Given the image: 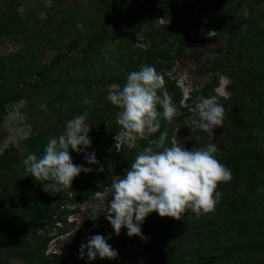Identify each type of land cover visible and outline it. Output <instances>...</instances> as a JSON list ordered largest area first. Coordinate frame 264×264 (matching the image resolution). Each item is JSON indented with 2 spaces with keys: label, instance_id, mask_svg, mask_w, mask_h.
<instances>
[{
  "label": "trees",
  "instance_id": "16d2710c",
  "mask_svg": "<svg viewBox=\"0 0 264 264\" xmlns=\"http://www.w3.org/2000/svg\"><path fill=\"white\" fill-rule=\"evenodd\" d=\"M95 2L100 7L101 14L99 31L90 35L84 47L79 49L84 59H76V63L72 62L76 70L92 64L100 46L107 40L110 41L108 29L117 28L121 22L119 15L111 11V3L108 0H95ZM148 2L152 6L141 7L137 14L141 17L140 26L144 27L146 21L148 22V28L145 26L143 33L144 36L149 37V41L141 47L136 46L134 52L124 55L120 61L124 75L127 72L138 71L141 65H152L157 71L171 70L175 61L186 52L180 40L181 33L185 30H188L191 35L193 32H198L197 23L203 20L202 13L208 10L214 15L211 21L213 20L215 24V39H224L227 44V53H233L240 59L243 70L236 74L239 86L229 87L230 91L234 92L229 99L230 103L225 100L220 101L221 97L213 92L214 84H216L214 76L209 83H204L193 91L196 97L215 95L224 107L223 137H229L228 147L231 149L229 154L221 156V160H225V165L233 171L232 179L218 184L217 190L221 192V197L215 209L207 213L210 215L208 220H203L204 214L196 216L191 210H186L181 216L188 214L189 218H192L188 227L181 220L161 217L156 212H152L145 218V236L148 242L144 250L150 254L152 262L162 264H264V214L260 210V201L264 199V196L258 192L260 187H264V147L255 148L259 139L253 134V130H264V8H261V5L264 6V0H209L210 5H202L193 18L183 11L184 8H178L176 12L179 11L181 15L176 24H163L160 29L151 31L149 28L162 14L164 7L173 0H147L146 3ZM0 3H6V0H0ZM243 8L246 10L245 15L238 12ZM175 10L176 7L172 6L168 12L172 14ZM75 18L74 12L66 21L70 26H74ZM31 19L28 17L21 20L15 12V7L9 5L0 19V39L15 35V40H22L27 48H40L44 43L43 33H40L39 28L36 31L37 23ZM241 31L242 34H239ZM78 41L80 39L68 41L63 46L65 51L62 50L49 64L41 65L36 69L29 63L18 67L14 88L6 85L8 84L5 82L7 75L3 74L6 64L3 59H0V88L7 87L4 92L0 91V126L7 115V107L24 99L25 90L38 89L37 91L41 92L44 86L58 83V80L45 82L46 74H51L61 65L68 63L71 51L77 49ZM162 47H165V51ZM22 53L15 54L14 60H21ZM10 61L13 59L9 60V63ZM213 65L215 68L223 69L222 64L214 62ZM211 67V64L205 63L199 70L204 73ZM29 74L37 75L33 83L26 80ZM121 79L122 74L102 75L95 80L84 78L83 82L102 86L111 84L117 86L119 90L122 88ZM164 79V87L176 104L178 114L189 115L190 119L194 114L190 110L188 113L187 109L181 107V93L178 90L180 87L170 76L166 75ZM60 83H62L60 92L48 103L49 105L64 99V89L73 81ZM104 104L100 106L94 103V106H89L71 103L68 108L62 110L67 120L87 112L88 122H96L92 130V144L87 152L92 153L99 149L100 152L96 153L99 163L89 165L85 162L84 152L77 153L69 149L74 164L93 169L89 173L81 172L73 180L77 181L78 193L86 201L92 199L101 181H106L114 175L113 163L118 162L125 170L129 169L138 152L149 146L146 139L138 140L135 147L123 142L119 150H116L113 140L107 143L108 138L112 139L121 130V126L115 119L121 109L112 105L107 99ZM158 110L162 111L159 106ZM238 120L240 123L237 122ZM183 126L184 123L180 118L175 117L171 124L162 120L160 131L152 134L149 139L158 138L160 132L165 130L169 136L175 127ZM64 128V124L55 126L51 128V133L50 130H46L25 138L22 141L24 144L34 141L40 144L24 155L19 154L17 147L13 144L3 149L0 155V193L3 194L0 198V254H6V262L0 264H10L9 258L23 256L29 262L40 260L46 262L43 252L47 240L42 233L37 232L44 226L43 221L50 212L56 214L60 206L68 202L70 192L69 188L62 189L59 193L50 189L45 191L43 185L48 184L49 181L36 180L24 170L22 160L30 153L42 155L48 140L61 134ZM188 133L193 148L207 146L205 144L207 131L196 128L189 129ZM197 137H199L198 140ZM106 143L107 146L109 144L111 146L110 153L104 149ZM101 167L103 171H100ZM17 182L19 184L16 185ZM36 191L45 193V198L52 200L53 204L50 206L42 204L36 196ZM231 202L235 204L233 209L229 205ZM23 213H27V219L19 218L24 216ZM56 216L58 219L61 213L57 212ZM215 235H221L223 238L222 242L215 246V254H213L211 247L204 245L203 240L204 238L213 239ZM70 262L74 264L76 260L70 259Z\"/></svg>",
  "mask_w": 264,
  "mask_h": 264
},
{
  "label": "rangeland",
  "instance_id": "374dc122",
  "mask_svg": "<svg viewBox=\"0 0 264 264\" xmlns=\"http://www.w3.org/2000/svg\"><path fill=\"white\" fill-rule=\"evenodd\" d=\"M12 1L10 0V4L9 0H6V3H0V19L7 8H9V5H11V7L14 6L15 12L21 20H25L30 17L33 22L37 23L36 31L39 28L40 33H43L42 37L44 39V43L40 48H27L26 44L22 40H15V35H13V37H3L0 39V59H3V62L6 64V66H4L5 69L3 70V74L6 73L7 75L5 76V82L8 83L6 85L9 88L15 87V83L17 81L15 74H17L18 67H22L24 64L29 63L36 69L41 65L49 64L61 53L62 50L65 51L63 46L68 43V41L72 39H80V41H78L77 49L71 51L68 63L61 65L51 74H46L45 82L58 80L57 84L46 85L41 92L37 91L38 89H30L27 90L28 92L25 90L26 97L24 99L7 107V115L4 118V122L0 126V155L3 149L8 148L11 144L17 147L18 152L21 155H24L31 149L35 148L40 144V142L34 141L30 144H24L22 141L31 135L35 136L46 130H50L49 132L51 133V128L55 126L63 124L66 125V121L68 120L66 119L64 113H62V110L68 108L71 103L89 105L85 102L88 100L91 101V106H94V103H98L100 106L103 104L104 106V102L106 101L109 91H117L118 87L114 86L112 88L111 84L103 86L92 85L87 82H83V80L84 78L95 80L100 78L102 75L115 76L122 74L121 86H124L126 83L125 75H127L128 72L125 75L123 74V66L120 61L126 53L134 52L133 50L136 49V46L141 47L149 41V37L144 36L143 33L145 26L148 28V22L146 21L144 27L140 26L141 20L139 19H141V17L138 16L137 12H139V9L143 6H152L150 2H148V4L146 3L147 0H108L111 3V11L113 13H117L120 17V25L115 29H108L110 41L107 40L100 46L92 64H87L81 69L76 70L73 67V63H76V59H84L83 54L79 49L84 47L86 39L90 35L99 31V19L101 14L100 7L95 0ZM202 5L209 6V0H173L172 3L164 7L165 9L162 11V14L158 17L156 22L153 23L151 28H149V31L160 29L163 24H176L177 19L181 15L179 11L176 12L178 8H184L183 11L190 14V17L193 18ZM172 6H175L176 10L170 14L168 10ZM261 8H264V6L261 5ZM74 12L76 14V23L74 26H70L66 19L68 20V17H71ZM238 12L240 14H246V10L244 8L239 9ZM202 14L203 20L197 23L198 32H193L191 35L188 30H185L180 35V40L186 48L185 54L175 61L171 70L162 69L164 70L162 71L159 69L157 71L161 73L164 78L167 75L177 82V86H180L178 89L181 93L180 103L188 110L190 103L185 100L186 96L182 94V89L185 92H188L192 86L199 85L204 78V74L206 80H210L214 76L216 78V84H214L213 92H216L217 94H225L224 96L227 97H221L220 101L225 100L230 103L229 99L234 95V92L228 90L224 92L223 86L226 82L229 83L228 87L232 85L239 86L236 74L243 70V65L240 62V59L237 56H234L233 53H227V44L224 39H215V24L213 20L211 21V18L214 16L212 12L208 10ZM239 34H242V31L239 32ZM158 40L159 39H157V41ZM162 50L165 51V47H162ZM168 50H170V48H168ZM19 53H22L21 60H14V55ZM12 59L13 61H10L9 63V60ZM214 62L222 64L223 69L215 68L213 65ZM205 63L206 65L211 64L212 67L208 70V72L206 71L201 73L199 68ZM229 66H231V69H229ZM36 79L37 75L29 74L26 80L33 83ZM69 80L73 81V83H71V85L67 84L65 87V98L49 105L48 103L51 102V100L60 92L62 84L60 82L65 81L68 83ZM6 88V86L1 87L0 91L4 92ZM215 88L216 91L214 90ZM41 105H44L45 107H41ZM232 108L234 107L232 106ZM234 111L237 112L236 109H234ZM175 117L180 118L181 122L184 123V126L189 121V116H185V114H178ZM237 122L240 123L239 120ZM89 124L91 127L89 136L92 141V130L95 128L96 122H89ZM224 124L225 121L223 122V125ZM177 130L178 128L175 127L173 131H171V134L166 139V146H171L173 142H180L181 146L187 148L188 150H192L193 147L190 141L187 140L188 142H183V139L181 138L184 134H186V132H177ZM187 130H189V128H187ZM223 131V127H217L212 131H207L208 136L205 137V144L209 145L211 143H215L218 148V151L214 153L215 157L221 163L226 164L225 160H221V156L229 154L231 148L228 147L230 139L229 137H223ZM253 134L259 139L255 148L262 149L264 147V130H253ZM110 140H112L111 137L107 139V143ZM107 143L104 149L110 153L109 148L111 146L110 144L107 146ZM250 148L252 149L253 146ZM99 152V149L94 152L96 157L98 155H96V153ZM256 156L258 157V154ZM113 166H115L113 168H116L115 172L118 173V176L123 177L125 173L123 166H120L118 162L113 163ZM105 183L106 181H101L99 184L105 185ZM17 184H19V182H17L16 185ZM76 185L77 181H72L71 186L75 187ZM76 192L78 193L77 190ZM258 192L264 196V187H260ZM2 195L3 194L0 193V198ZM36 196L41 200L42 204H45V193L36 191ZM90 202L91 201H88L87 204L85 203L84 205H81L83 209L82 212L75 215L76 218H79L78 222L83 221L84 215L87 214L89 207L92 211L94 207H100L99 209L104 208L106 200L101 199V201L97 203L100 204V206L97 207L90 204ZM229 205L232 209L235 207V204L232 202L229 203ZM260 205L261 208L259 206L258 207L264 214V199L260 201ZM23 215L24 216L19 218H28L27 213H23ZM204 216L205 218H203V220H208L210 218V215L207 213L204 214ZM191 219L192 218H189L188 214L180 217V220L185 222L188 227ZM195 227H197V225ZM37 233L41 234L39 230ZM112 235L114 237L112 248L117 250V252L122 253H119L117 256L120 257V259L124 256L123 254H125L128 256L127 259L129 258L132 260L129 264H162L161 262H152L150 254L145 250L142 251L147 244L148 239L145 240L140 236L135 235L129 237L127 235V230L123 229V227L121 228L118 236L115 235V233ZM222 238L223 236L221 235H215V238L213 237V239L204 238L203 244L211 247V252L215 254L214 248L215 246H218V243L222 242ZM194 245L198 246L197 244ZM133 259H135V261H133ZM55 260L58 259L56 258ZM3 262H6V254L1 253L0 263ZM8 262L10 264H20L21 261L9 258ZM33 264L43 263L40 260L38 262H34Z\"/></svg>",
  "mask_w": 264,
  "mask_h": 264
},
{
  "label": "clouds",
  "instance_id": "9594fccd",
  "mask_svg": "<svg viewBox=\"0 0 264 264\" xmlns=\"http://www.w3.org/2000/svg\"><path fill=\"white\" fill-rule=\"evenodd\" d=\"M203 76L199 85L192 86L188 92L181 91L194 114L185 126L192 130L212 131L223 126L225 110L215 95L196 97L193 94L195 89L203 86V82L209 83L205 74ZM164 84L163 75L154 66L141 65L138 71L127 74L126 83L121 89L112 91L115 85H111L106 97L112 105L121 109L115 117L121 130L112 138L116 150L123 142L135 147L138 140L146 139L149 144L138 152L131 167L125 170L126 175L111 176L112 199L107 204V213L114 215H106V219L117 236L123 227L127 229L129 237L135 235L146 240L142 224L152 212L180 220L186 210H191L196 216L213 211L221 197L218 184L229 182L233 176V171L215 157L214 153L218 151L215 143L192 150L181 146L180 142L166 146L167 130L160 132L158 138L149 139L160 131L162 120L171 124L178 114V108ZM228 86L226 82L224 92L230 91ZM216 95L227 97L223 93ZM85 102L91 106V101ZM158 106L162 111L158 110ZM181 107L185 108L182 104ZM90 131L87 112L66 121L63 132L48 140L42 155L30 153L22 160L24 170L36 180L49 181L43 185L44 190L59 193L62 189L70 188L81 172L89 173L93 169L74 164L69 149L84 152L89 165L99 163L94 152H87L92 143ZM100 171H103L102 167ZM113 171L116 175L114 168ZM100 186L103 185L98 184ZM100 212L99 208L94 207L89 218L97 219ZM109 239L110 235L106 237L102 234L88 237L87 242L80 246V258L87 256L89 262L97 257L115 259L118 252L107 242Z\"/></svg>",
  "mask_w": 264,
  "mask_h": 264
},
{
  "label": "flooded vegetation",
  "instance_id": "af4514ba",
  "mask_svg": "<svg viewBox=\"0 0 264 264\" xmlns=\"http://www.w3.org/2000/svg\"><path fill=\"white\" fill-rule=\"evenodd\" d=\"M187 111L189 113V110ZM187 128V126H183L178 129V132H186V134H184V136H182L181 138L183 139V142L190 141L191 143V140H189V133ZM124 175H126V173H124ZM115 176H118V173L116 175H113V177ZM112 179L113 178L110 177L106 180L107 182L105 183V185L97 187L98 190L92 195V199L89 200L91 201L90 204H93V206L95 205L96 207L100 206V204L97 203L100 202L101 199L106 200L104 208L100 209L101 212L98 215L97 219L93 220L89 218V214L92 212V209L90 207L88 208L87 214L84 215L82 222H78L79 218L75 217V215L82 212L83 209L81 205H84L85 203L87 204L88 202L86 200H83L81 195L76 192V190L78 191L79 188L78 185H76L75 187L71 186V188H69L70 193L68 195L70 199L68 200V202L61 205L59 210H57V212L61 213V216H59L58 219H56L57 212L56 214H51L50 212L49 216H46V219L43 221L44 226L39 229V232L42 233L43 237L47 240L43 252L45 253L43 255H45L46 257V262H42L43 264H72L70 262V259L76 260L74 264H129L130 262H132L131 259H127L128 256H126L125 254H123L124 256L121 257V259L120 257H116L115 259H100L99 257H97L94 261L91 262L88 261L87 256L81 259L79 254L81 244L86 243L88 237L96 234H102L106 237L110 235L111 239H109L107 242L113 247L114 237L112 234L115 232L110 222L106 219V215H114L113 213H107L109 211L107 204L112 199L110 188ZM45 200L46 201L44 205L50 206L53 204L50 202L52 200H50L49 198H45ZM149 216H146L145 218ZM123 229L127 230L126 228ZM142 229V233L145 236V219L142 224ZM119 253L120 252H118V254ZM56 258L58 260H55ZM13 260H20V264L34 263L26 260L24 256L20 258H13ZM133 261H135V259H133Z\"/></svg>",
  "mask_w": 264,
  "mask_h": 264
}]
</instances>
